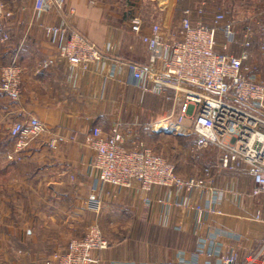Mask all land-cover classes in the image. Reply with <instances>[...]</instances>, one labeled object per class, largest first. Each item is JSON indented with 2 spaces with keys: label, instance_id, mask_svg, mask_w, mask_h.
<instances>
[{
  "label": "crops",
  "instance_id": "0c3cea01",
  "mask_svg": "<svg viewBox=\"0 0 264 264\" xmlns=\"http://www.w3.org/2000/svg\"><path fill=\"white\" fill-rule=\"evenodd\" d=\"M229 1L244 5L242 13L233 7L235 15L239 14L230 18L234 29L244 28L250 21L257 28L256 2L249 6L250 0ZM166 2L162 6L150 0H65V10L74 9L66 16L56 9L36 15L30 0L23 10L13 7L12 17L0 22V32L10 34V41L0 45V68L11 63L22 68L19 98L9 101L0 95V264H43L51 254L64 253L68 241L82 236L91 222L114 226L111 236H105L107 248L94 253L97 264H184L199 242L209 246L205 239L213 231L224 233L214 243L223 251L236 249L240 263L264 243V194H251L246 167L227 170L220 161L215 172L205 170L198 176L214 178L219 191L213 201L208 193L191 194V207H214L200 221L194 210L158 203L159 198L175 195L166 188L144 192L136 182L128 188L101 184L91 167L92 152L84 137L92 127L108 136L117 126L126 149L139 143L146 146L160 134L170 135L158 133L153 125L168 115L172 104L166 106L159 96L140 93L125 64L147 65L141 37L151 36L152 26H159L172 38L183 9H191L193 22H209L211 15L206 9L201 16L196 13L202 6L197 0ZM132 16L143 20L138 35L130 30ZM60 22L96 45L102 60L82 70L56 57L59 41L46 38L41 25ZM240 40L236 36L229 52H239ZM216 41L224 40L218 34ZM254 48L252 43L249 51ZM46 58H53V65L39 69ZM29 117L42 122L47 131L30 141L18 161L9 128L12 122ZM161 124L155 127L161 129ZM51 137L57 139L55 149L47 146ZM177 137L191 140L188 135ZM162 153L168 156L164 150ZM146 198L150 199L148 205ZM90 199L98 203L99 211L85 208ZM256 212L261 213V221L254 220ZM204 259V255L199 257L201 263Z\"/></svg>",
  "mask_w": 264,
  "mask_h": 264
},
{
  "label": "built area",
  "instance_id": "2783aa9c",
  "mask_svg": "<svg viewBox=\"0 0 264 264\" xmlns=\"http://www.w3.org/2000/svg\"><path fill=\"white\" fill-rule=\"evenodd\" d=\"M23 2L24 0H15ZM36 15L56 9L74 13L73 8L65 10V0H31ZM178 1V0H175ZM17 9H24L19 3ZM196 13H204L203 6ZM12 10L0 4V18L9 19ZM143 20L139 16L130 19V30L138 35ZM44 36L55 39L58 45L55 56L65 59L71 67L86 70L103 58L102 52L78 31L64 22L41 25ZM237 54L229 52V46L236 43L234 22L225 12L215 11L209 22L191 19V9L182 10L175 37L168 38L159 26L151 27V36H142L148 53V63L140 66L133 62L125 64L133 85L142 94L163 97L172 104L164 119V127L153 129L169 134H192V145L197 148L214 146L221 152V166L227 170L246 167L251 178V194H264V81L257 78V72L249 65L251 41L250 25L244 27ZM220 34L223 43L217 49L216 37ZM10 34L0 32V45L7 43ZM53 58H46L39 69L53 65ZM22 68L11 63L0 68V95L9 101L20 96ZM45 125L34 117L12 122L9 134L15 139L13 154L21 159V152L30 141L46 133ZM85 144L92 152L91 167L97 172V181L116 187L128 188L136 182L141 191L149 192L154 187H163L175 194L171 198H159L164 207H184L196 211L197 220L205 213L214 211L208 207H191L190 196L194 192L208 193L209 200H217L219 191L214 178L188 177L177 175L172 163L165 160L144 144L139 143L126 149L124 137L114 126L108 136H104L97 126L92 127L84 137ZM49 149H55L57 139L47 141ZM182 193L183 196L179 197ZM86 209L99 211V205L89 200ZM149 204L150 199L144 200ZM255 221H261V213L256 212ZM224 235L213 231L207 242H199L191 259L184 264H253L264 253V243L254 251L244 263L239 262L236 249L223 251L215 239ZM226 235V234H225ZM239 240L234 235H226ZM108 246L97 224H90L82 236L71 238L64 253H53L43 264H97L94 253ZM201 255L205 256L202 263ZM111 264H130L111 262Z\"/></svg>",
  "mask_w": 264,
  "mask_h": 264
},
{
  "label": "rangeland",
  "instance_id": "374dc122",
  "mask_svg": "<svg viewBox=\"0 0 264 264\" xmlns=\"http://www.w3.org/2000/svg\"><path fill=\"white\" fill-rule=\"evenodd\" d=\"M30 0H24L23 2L15 1V0H0V4H4L6 7L10 8L12 10L13 7H16L19 3V5L26 6L28 5V2ZM153 3H159L160 5H165L168 0H150ZM173 0H169V2H172ZM200 5L204 7V10L206 9L207 15H212L215 11L221 10L225 11V14L227 16L229 15V18L235 17V12L233 11V7L235 9H239V12L242 13L243 11V4L237 3L234 5L233 1L229 0H197ZM251 6L254 2L257 4L258 13L256 12V18L258 19L257 28L253 27V22L250 24V22H247V24L250 25L251 31L249 33V39L252 43L255 44V48L251 51V57L249 59V65L252 67V69L257 72V78L259 80L264 81V0H250ZM253 2V3H252ZM229 7V8H228ZM253 7V6H252ZM24 8V9H25ZM254 8V7H253ZM229 12V13H228ZM3 20V18H0V22ZM245 21V20H242ZM244 28L243 26H239L236 29H234L235 36L238 37V35L241 37L244 34ZM254 36H256V41H253ZM10 41V39H9ZM223 41H217V44H222ZM217 49H220V47ZM6 65V64H3ZM1 65V66H3ZM155 96L156 95H152ZM159 100L162 102V104H165L166 106L170 103L169 101H166L163 97L159 96ZM167 116V113L164 114L159 121L154 123V125L158 123L164 124V119ZM153 125V126H154ZM161 128V125L159 126ZM162 132V131H157ZM177 135L187 136L185 134H160L157 135L152 139L151 142H148L146 146H148L151 151H153L155 154L160 155L168 162L172 163L175 171L178 176L182 178H188V177H198L203 173L205 170H209L211 172L216 171L217 164L220 165V159H221V152L214 146H206L204 148L197 149L192 145L193 135L188 134V136L191 137V140L188 138H179ZM162 150L167 153L168 156H164V153H162ZM197 169V171H195ZM241 176V175H240ZM94 223H88L86 225V228ZM97 224V223H95ZM110 224V225H109ZM98 225V224H97ZM104 237L108 236L112 233V229H114V226H111V223H105L104 227H100ZM86 231V229H85ZM111 236V235H110ZM167 240H171V237L167 236ZM264 260V253L260 256V258L255 261L253 264H262Z\"/></svg>",
  "mask_w": 264,
  "mask_h": 264
},
{
  "label": "bare ground",
  "instance_id": "6f19581e",
  "mask_svg": "<svg viewBox=\"0 0 264 264\" xmlns=\"http://www.w3.org/2000/svg\"><path fill=\"white\" fill-rule=\"evenodd\" d=\"M164 127V124H161V128Z\"/></svg>",
  "mask_w": 264,
  "mask_h": 264
},
{
  "label": "water",
  "instance_id": "95a60500",
  "mask_svg": "<svg viewBox=\"0 0 264 264\" xmlns=\"http://www.w3.org/2000/svg\"><path fill=\"white\" fill-rule=\"evenodd\" d=\"M262 264H264V260H263Z\"/></svg>",
  "mask_w": 264,
  "mask_h": 264
}]
</instances>
